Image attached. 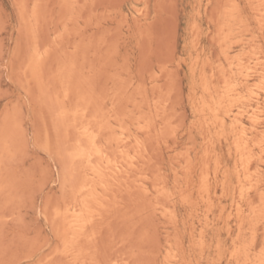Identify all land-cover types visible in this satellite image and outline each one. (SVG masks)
Here are the masks:
<instances>
[{"label":"rangeland","instance_id":"obj_1","mask_svg":"<svg viewBox=\"0 0 264 264\" xmlns=\"http://www.w3.org/2000/svg\"><path fill=\"white\" fill-rule=\"evenodd\" d=\"M260 1L0 0V264H236L228 256L252 244L254 219L246 216L239 233L236 130L232 118L221 132L203 122L199 76L214 74L219 88L231 74L234 105L258 96L264 107ZM58 109L103 128L113 160L92 181L110 184L106 208H92L94 220L66 249L54 212L80 204L74 191L86 173L69 159L77 137ZM249 115L241 114L248 131ZM263 135L264 125L250 135L259 142V193L246 187L254 208L264 199ZM205 159L209 201L197 192ZM215 162L226 171L224 192L221 176L212 179ZM256 229L253 260L264 249V223Z\"/></svg>","mask_w":264,"mask_h":264},{"label":"bare ground","instance_id":"obj_2","mask_svg":"<svg viewBox=\"0 0 264 264\" xmlns=\"http://www.w3.org/2000/svg\"><path fill=\"white\" fill-rule=\"evenodd\" d=\"M256 1H260V0H255V2ZM232 3H231V5H232ZM257 3H259V2H256V4ZM261 3L259 5H262ZM233 5H235V4H233ZM253 7H251V8H253ZM261 10H262V8H261ZM231 11L233 13V10H231ZM222 17H224V16H222ZM233 19H235V18H233ZM224 20H226V19H224ZM229 21H230V19H229ZM224 24H226V23H224ZM243 29H245V28H243ZM262 29H263V27H262ZM221 31L222 32L225 31V28L224 29L221 28ZM215 32H217V31H215ZM247 34H248V32H247ZM227 37H228V34L224 33L223 40H225ZM218 42L221 43V41H218ZM251 52L253 53V51H251ZM224 58L226 60H228L227 59L228 57L226 58V56H224ZM229 65L231 66L232 64L230 63ZM256 65H257V63H256ZM257 70H258V68H257ZM35 73H36V71H35ZM199 77L201 79V83H200L201 98L198 102V106L197 105L196 106L198 107L197 110H198L199 115H201L203 117V119H202L203 122L206 124V126H208V127L212 126L217 131L221 132V129L225 125L226 120L228 118H232L233 123H234V130H236V135L234 136L232 145H234L235 158L237 159V163L235 166V184H236L235 189H236L238 195L236 197L237 201L235 203V206H236L235 208H236V225H237L236 227H237V230L239 231V233L245 230V224H244L245 220L244 219L246 216H250L254 219V225L251 224L253 227L250 229V235L252 238L251 243L252 244L250 246L236 245L234 247L233 251L231 253L229 252L230 256H228V257L230 259H232L236 264H264V249H262L260 251L258 258L254 259V260H253V258H250L252 255V252L255 251V247H256L255 246V239L257 237V229H256L257 223H264V199H260L258 202V206L254 208V206L251 203V200L248 198V193H247L248 187H249L248 189H252L255 194L259 193L258 191L260 190V180H259L258 175L253 171V163H252V157H253L252 154H253L254 148H255L254 144H256L257 142L254 143V139L250 135H253V134L255 136L258 135L259 126L264 125V107L260 103L258 96L253 97L254 98V104L248 105L245 103L244 104L241 103V105H239V106L234 105V103L236 104V102H239L238 101L239 89L236 87V84H234V82H232L231 74H222V76L220 77V80H221L220 82L222 83V86L219 88H214L212 86V83L216 80L214 77V74L207 76L205 73V70L202 69L200 71ZM247 79H248V76H245L244 80L246 83L248 81ZM260 79H264V75L260 76ZM35 82H36V80H35ZM261 84H263V83H261ZM45 93H46V91H45ZM235 106L237 109L236 111L234 110ZM58 111H59V118L63 121V123L65 124L64 121L67 122L65 124L66 127H64V128H67V130L69 128H71V129L73 128L75 130V133H76L75 135L77 137L76 140L73 139L74 143H75L73 146L74 148L68 147L69 148V151H68L69 155L68 156L70 157L69 159L74 164L78 163L79 166L81 164L84 168V172L86 173L85 180L81 183V185H79V187L77 186L78 188L74 191L76 195H79L81 197V198L79 197V199L81 200L80 204L79 205H73L70 208H67L65 210L63 209L64 210L63 212H61L60 210H57V211L55 210V212H54L56 217H60L63 219L64 229H63V231H62V229L60 230V231H62L61 232L62 236H61V234H59V235L62 237L61 240L63 239L62 240L64 243L63 248L66 249L68 247H73L74 244L76 245V242H78L82 238L83 233H85L84 231H85L88 223H91L90 219H93L92 215H94V214H92V212H93L92 208L94 206L95 207L97 206L101 210H102V208H104V209L106 208L105 207V198H106L107 192L110 190V184H106L103 181H100V183L98 185H94V184H92L93 183L92 181L94 179L100 180L102 177V174H103V166H104V168L111 167L113 165V160L111 159L112 157L110 158V156L108 154H106V152L104 150V144L99 139L98 134L103 130V128L101 129L100 127H94V126L87 124V123L86 124L84 123V125H80L79 124L80 121H77V117L79 115V112L76 109L74 111H72V113H69L70 111L69 112L65 111V109L64 110L58 109ZM196 112H195V115L197 114ZM244 112L250 113V115L248 117V123L250 124V127H251L250 131H248L246 129V125L244 124V121L241 118V114ZM95 128H97V129H95ZM64 134H66V133H64ZM263 137H264V135H263ZM64 138H66V137H64ZM214 139H216V137ZM219 139H220V137H219ZM204 142H205V140H204ZM68 143H70V142H68ZM257 144L259 145V142ZM71 147H72V145H71ZM70 149H73V150H71V153H70ZM259 150H260V154L264 153L263 149H259ZM210 162H211V159H207L206 162L204 163L203 167L201 166L200 177H199L200 178V181H199L200 185H198V188H197V192L200 194V196L203 199H205V201H209L210 194H211V189H210L211 188V176H210L211 175V171H210L211 163ZM259 162H261V160ZM72 163H70V164H72ZM83 168H82V170H83ZM63 174L64 173H62V176H63ZM219 175L221 176V181H220L221 190H222V192H224L226 190V187H227L226 171L222 170L220 168L219 164L217 162H215L212 179L216 180ZM64 182H65V180H64ZM244 188H246V190H245L246 192H244ZM198 193H197V195H198ZM260 194H258V195H260ZM263 195H264V193H263ZM184 199L186 201V198H184ZM94 211L97 212L96 210H94ZM99 211H98V213H99ZM90 213L92 214L91 216H90ZM101 213H102V211H101ZM245 213H247V214L245 215ZM98 215L95 214V216H97V217H98ZM95 219H97V218H95ZM227 219H229V217ZM92 223H93L92 224V226H93L95 222H92ZM61 224H62V222H61ZM207 224H208V222H207ZM62 226H63V224H62ZM91 229H92V227H91ZM87 236H89V235H87ZM236 236L237 235H235V237ZM90 237H93V236H90ZM95 237H96V234H95L94 238ZM84 238H85V236H84ZM232 245H233V243H232ZM216 246H217V244H216ZM61 250L62 249H60V252H61ZM189 250H190V248H189Z\"/></svg>","mask_w":264,"mask_h":264}]
</instances>
